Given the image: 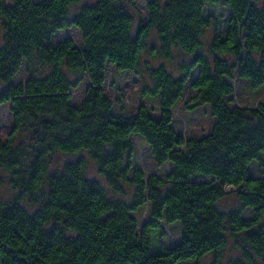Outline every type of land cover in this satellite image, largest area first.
Instances as JSON below:
<instances>
[{
	"label": "trees",
	"instance_id": "16d2710c",
	"mask_svg": "<svg viewBox=\"0 0 264 264\" xmlns=\"http://www.w3.org/2000/svg\"><path fill=\"white\" fill-rule=\"evenodd\" d=\"M137 1L0 0V188L15 193L0 264H264V102L233 100L239 81L264 87V0H145V17ZM70 28L80 47L52 42ZM108 67L155 107L115 114ZM181 101L208 108L209 133L175 130ZM134 138L157 172L135 164Z\"/></svg>",
	"mask_w": 264,
	"mask_h": 264
},
{
	"label": "rangeland",
	"instance_id": "374dc122",
	"mask_svg": "<svg viewBox=\"0 0 264 264\" xmlns=\"http://www.w3.org/2000/svg\"><path fill=\"white\" fill-rule=\"evenodd\" d=\"M36 2L41 0H34ZM86 1L85 3H87ZM145 0L137 1V11L140 12L141 17H145ZM75 8V10H77ZM137 18V17H136ZM153 36V35H152ZM65 38H69L73 41V43L80 47V35L77 30L74 28H70L67 30H62L54 34L52 38V42L55 43L58 40H62ZM175 60H178L181 57L179 52L174 53ZM146 59V57H144ZM145 61V60H144ZM158 60L152 58L150 63L154 64ZM165 62V61H164ZM166 66L169 69H173L174 65L171 63H166ZM139 74H143V70L139 69L137 71ZM23 80V72L19 73L15 82H19ZM84 87L75 90L72 92V103L77 104L83 96ZM104 94L111 100L112 102V111L115 114L122 113L125 115H130L135 108H137L141 104H145L148 107H155V102L149 98H143L141 95V80L137 74H133L132 72H120L115 70L113 67H108L107 70V80L104 87ZM190 93L188 90L186 91L183 101L190 97ZM233 100L237 105L241 106H250L255 107L259 103L264 102V87L259 91H251L245 82L239 81L235 84V92L233 96ZM183 101H181L177 106L173 109V126L175 130L185 136L188 137H203L207 133H209L213 120L209 115L208 108L206 106H200L196 109L186 110L183 107ZM11 115L9 112V105L3 104L0 105V140L4 141L9 129L11 127ZM134 144V162L139 167H142L144 172L147 174L152 172H157L156 168L151 161V156L148 152V148L137 138L133 139ZM65 159H61L63 161ZM60 161V162H61ZM165 170V169H164ZM89 177L98 178L97 173L94 171L93 165H89L88 168ZM6 181V179H5ZM7 182V181H6ZM4 182L0 188V198L4 202H10L15 198V193L11 190L9 185ZM225 191L229 192L230 188H224ZM227 200V199H226ZM169 230L170 243L175 241L179 235V230L176 225L167 226ZM230 251L227 252L224 256V260L222 264H227L228 257L232 256ZM210 256L206 257L202 260L201 264H209Z\"/></svg>",
	"mask_w": 264,
	"mask_h": 264
}]
</instances>
